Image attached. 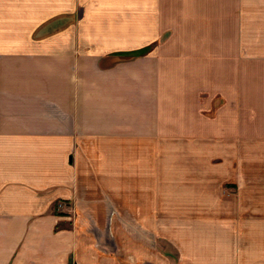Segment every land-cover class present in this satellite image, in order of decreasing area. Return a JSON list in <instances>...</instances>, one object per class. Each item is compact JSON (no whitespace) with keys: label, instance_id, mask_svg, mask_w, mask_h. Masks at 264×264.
<instances>
[{"label":"crops","instance_id":"1","mask_svg":"<svg viewBox=\"0 0 264 264\" xmlns=\"http://www.w3.org/2000/svg\"><path fill=\"white\" fill-rule=\"evenodd\" d=\"M0 264H264V0H0Z\"/></svg>","mask_w":264,"mask_h":264},{"label":"trees","instance_id":"2","mask_svg":"<svg viewBox=\"0 0 264 264\" xmlns=\"http://www.w3.org/2000/svg\"><path fill=\"white\" fill-rule=\"evenodd\" d=\"M140 52H136L135 54H139Z\"/></svg>","mask_w":264,"mask_h":264}]
</instances>
